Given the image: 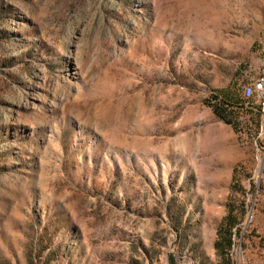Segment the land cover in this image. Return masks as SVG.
Listing matches in <instances>:
<instances>
[{
    "label": "rangeland",
    "instance_id": "rangeland-1",
    "mask_svg": "<svg viewBox=\"0 0 264 264\" xmlns=\"http://www.w3.org/2000/svg\"><path fill=\"white\" fill-rule=\"evenodd\" d=\"M263 73L264 0H0V264H264Z\"/></svg>",
    "mask_w": 264,
    "mask_h": 264
},
{
    "label": "built area",
    "instance_id": "built-area-1",
    "mask_svg": "<svg viewBox=\"0 0 264 264\" xmlns=\"http://www.w3.org/2000/svg\"><path fill=\"white\" fill-rule=\"evenodd\" d=\"M245 107L257 111L261 119L258 137L264 138V73L243 87Z\"/></svg>",
    "mask_w": 264,
    "mask_h": 264
},
{
    "label": "bare ground",
    "instance_id": "bare-ground-1",
    "mask_svg": "<svg viewBox=\"0 0 264 264\" xmlns=\"http://www.w3.org/2000/svg\"><path fill=\"white\" fill-rule=\"evenodd\" d=\"M112 65V64H111ZM110 67V66H109ZM111 69V68H110ZM74 77H75V79L77 80V81H80L81 79H83V74H82V72H81V70H80V68H75L74 69V71H73V74H72ZM80 83V82H79ZM93 87V86H92ZM108 87V86H107ZM82 89H83V87L81 86V85H76V90H77V92H78V94L79 93H81L82 92ZM94 89V91L95 92H97V93H99V94H101V96L102 95H104L103 94V90H104V88H103V90L101 91H99V89H97V88H93ZM105 90H106V88H105ZM90 91V90H89ZM106 92V91H105ZM106 95V94H105ZM104 95V96H105ZM92 97H93V95H92ZM63 111V110H62ZM261 160V159H260Z\"/></svg>",
    "mask_w": 264,
    "mask_h": 264
}]
</instances>
